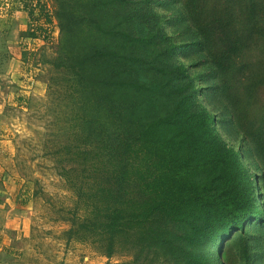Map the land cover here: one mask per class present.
I'll return each mask as SVG.
<instances>
[{
  "label": "trees",
  "instance_id": "16d2710c",
  "mask_svg": "<svg viewBox=\"0 0 264 264\" xmlns=\"http://www.w3.org/2000/svg\"><path fill=\"white\" fill-rule=\"evenodd\" d=\"M32 1L24 8L43 31L52 19ZM56 1L63 30L56 65L81 84L85 93L75 101L93 99L107 123L101 145L64 146L71 161L60 175L77 196L69 237L108 256L160 247L180 264H226V239L249 221H264V204L178 55L204 59L203 81L220 80L203 88L207 101L225 103L224 114L264 159V103L257 98L264 62L245 61L264 51V0H183L172 20L183 49L153 0ZM32 31L28 37L43 35ZM85 123L79 112L71 117V133L80 130L70 140L85 135Z\"/></svg>",
  "mask_w": 264,
  "mask_h": 264
},
{
  "label": "rangeland",
  "instance_id": "374dc122",
  "mask_svg": "<svg viewBox=\"0 0 264 264\" xmlns=\"http://www.w3.org/2000/svg\"><path fill=\"white\" fill-rule=\"evenodd\" d=\"M44 1L41 11L47 13L49 9L52 23L43 31L38 28V32L30 27L32 32L44 35L24 40L29 46L28 70L16 78L11 75L0 81V119L11 131L6 132L10 144L0 148V172L5 174L0 183V264H180V260L160 247H137L108 256L90 243L69 237L67 231L75 220L77 196L60 175L62 165L71 161L69 154H64V146L101 145L107 137V123L100 115L103 109L99 111L91 102L93 99L86 105H82V98L75 101L85 93L80 91L81 84L72 82L77 78L71 69L56 65L63 37L59 7L56 0ZM153 1L163 17L165 30L183 49L178 29L172 24L183 0L175 4L169 3L171 0ZM254 52L245 61L254 62L253 66L259 60L258 65L264 62V51ZM181 53L179 60L189 68L200 89V103L214 114L221 137L242 155L255 195L264 204V159L254 139L232 115L224 114L222 100L216 98L214 104L207 101L203 88L220 80L203 81L202 76L208 73L204 59ZM12 92L19 94L9 100ZM257 98L261 107L264 84L257 87ZM78 112L85 117V128H81L85 135L70 140V135L80 130L70 131L71 117ZM20 214L26 219L22 227L16 222ZM223 250L226 264H264V221L258 218L247 222L244 230H237L226 239Z\"/></svg>",
  "mask_w": 264,
  "mask_h": 264
},
{
  "label": "crops",
  "instance_id": "0c3cea01",
  "mask_svg": "<svg viewBox=\"0 0 264 264\" xmlns=\"http://www.w3.org/2000/svg\"><path fill=\"white\" fill-rule=\"evenodd\" d=\"M12 3H14L12 4V8L10 7L9 9L8 7L7 9V16H0V81L1 79L9 78L11 75L16 78L28 70L29 46L26 47L24 40L28 37L30 27H36L34 21L31 20L28 10L21 5L14 9L13 6H17V2L12 1ZM15 94L18 95L19 93L12 92L9 100ZM18 100L22 99L18 97ZM6 125L0 119V148L10 144L8 140L9 134L6 132L10 133L11 131ZM2 157L3 155L0 154V164L2 163ZM3 175L5 177V174L0 172V183L3 180ZM16 222L18 223V227H22L26 219L20 214Z\"/></svg>",
  "mask_w": 264,
  "mask_h": 264
},
{
  "label": "built area",
  "instance_id": "2783aa9c",
  "mask_svg": "<svg viewBox=\"0 0 264 264\" xmlns=\"http://www.w3.org/2000/svg\"><path fill=\"white\" fill-rule=\"evenodd\" d=\"M25 2H26V0H18L17 4L21 5L22 7H25ZM44 2H45L44 0H33L32 4L34 7L39 6L41 8V3L43 4ZM12 4H14V3L8 2L7 0H0V16L1 15L7 16L6 15V14H8L7 9H8V7H9V9H10V7L12 8ZM46 12L49 14L50 13L49 9H46Z\"/></svg>",
  "mask_w": 264,
  "mask_h": 264
}]
</instances>
